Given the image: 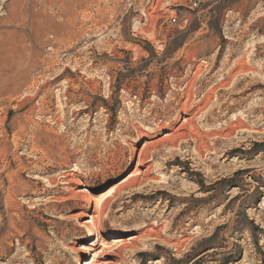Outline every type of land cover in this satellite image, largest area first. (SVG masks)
Listing matches in <instances>:
<instances>
[{"label": "rangeland", "instance_id": "1", "mask_svg": "<svg viewBox=\"0 0 264 264\" xmlns=\"http://www.w3.org/2000/svg\"><path fill=\"white\" fill-rule=\"evenodd\" d=\"M84 260L264 264V0H0V264Z\"/></svg>", "mask_w": 264, "mask_h": 264}, {"label": "bare ground", "instance_id": "2", "mask_svg": "<svg viewBox=\"0 0 264 264\" xmlns=\"http://www.w3.org/2000/svg\"><path fill=\"white\" fill-rule=\"evenodd\" d=\"M154 8V7H153ZM192 90V89H191ZM190 90V91H191ZM189 92V91H188ZM193 92V91H192ZM188 95V94H187ZM192 95V94H191ZM194 95V94H193ZM190 96V95H189ZM191 97V96H190ZM193 99V98H192ZM185 101V100H184ZM194 101V100H193ZM190 103V102H189ZM186 106V105H185ZM186 108V107H185ZM198 108V107H197ZM188 112V111H187ZM192 118V117H191ZM193 121V120H192ZM188 122H189V120H188ZM184 125H178V127H176L177 129H175V131L174 130H172V133H165L166 135L165 136H168L167 138H173V137H175V135L178 133V131L179 130H181V127H183ZM191 127H192V125H191ZM174 129V128H173ZM191 129H193V128H191ZM187 130V129H186ZM173 131H174V133H173ZM139 162H141V159H140V161ZM110 192H112V188L111 189H109V190H107V191H105L104 193L102 192V194H100V195H96V196H92L91 198H90V201L92 200L93 202H94V210H93V212L92 213H96V215L95 214H91L90 215V220H84V222H83V225H85V226H87L88 227V225H87V223H89V222H94L96 219H97V216H100L101 215V211L98 209V210H96V206H97V204H99L100 203V201H102V200H104V198H105V196L108 194V193H110ZM89 199V198H88ZM88 217H89V215H88ZM90 230H91V234L92 235H94V233H93V227H91V226H89L88 227ZM116 232H119V231H116ZM118 234H123V233H118ZM96 235V237H98V232L95 234ZM138 236H136V235H133V236H131L129 239H132V240H134L135 238H137ZM132 243V242H131ZM114 244L116 245V247H122V246H127L126 245V239L125 238H123V237H119V238H116V239H114ZM82 249H84L85 251H87V252H92L93 250H95V249H93L92 247H87V245H84L83 246V248ZM89 253H85V255L87 256ZM84 264H89L88 263V261L87 260H84ZM97 264H100V262L99 261H97Z\"/></svg>", "mask_w": 264, "mask_h": 264}, {"label": "built area", "instance_id": "3", "mask_svg": "<svg viewBox=\"0 0 264 264\" xmlns=\"http://www.w3.org/2000/svg\"><path fill=\"white\" fill-rule=\"evenodd\" d=\"M178 16H183V13L179 11L177 16L171 18L170 22L176 23L178 20Z\"/></svg>", "mask_w": 264, "mask_h": 264}]
</instances>
